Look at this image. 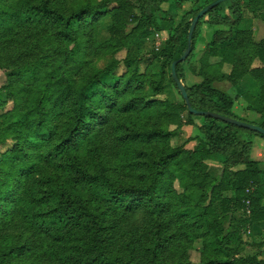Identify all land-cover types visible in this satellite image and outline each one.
<instances>
[{
    "label": "trees",
    "instance_id": "16d2710c",
    "mask_svg": "<svg viewBox=\"0 0 264 264\" xmlns=\"http://www.w3.org/2000/svg\"><path fill=\"white\" fill-rule=\"evenodd\" d=\"M186 1L0 0V71L8 80L0 110L13 104L0 112V146L11 145L0 153V264H192L198 240L200 264H264L240 257L244 228L264 225V169L252 158L264 135L190 112L172 64L188 48L194 18L216 0L192 6L175 25L163 6ZM106 18L109 38L98 43ZM253 19L264 22V0L216 5L176 69L182 79L202 24L219 27L208 45L218 60L193 67L202 80L186 86L190 103L239 119L237 98L217 84L247 81L241 102L261 118L242 121L264 129V38L247 25ZM164 31L143 71L135 41ZM169 81L182 103L166 96ZM186 126L199 134L176 144ZM220 159L222 172L213 175ZM247 200L250 216L237 218Z\"/></svg>",
    "mask_w": 264,
    "mask_h": 264
},
{
    "label": "rangeland",
    "instance_id": "374dc122",
    "mask_svg": "<svg viewBox=\"0 0 264 264\" xmlns=\"http://www.w3.org/2000/svg\"><path fill=\"white\" fill-rule=\"evenodd\" d=\"M205 0L203 2H200L198 6H196V3L193 5V1H186L183 3V5L176 6L175 3L170 2L167 4H164L163 8L164 11L167 13L168 17L174 21L175 25H178L184 15L186 14V11L191 10L193 7L198 8L202 5H204ZM193 6V7H192ZM196 6V7H195ZM111 24V19L106 18L102 22V28L100 31V36L98 43H102L105 40L109 38L108 33V26ZM248 26L252 27V30L254 32V37L257 40H262L264 38V22L261 20H255V23L250 24L247 23ZM254 26V28H253ZM219 27L215 26H209L206 23L201 25V28L199 30V35L197 38V45L196 50L194 53V58L191 63H188L184 66V73L183 78L181 81L185 86H192L197 81L199 82L202 80L200 77L196 76L193 73V67H196V69L200 68L202 63H214L218 59L210 57L208 53V45L211 41L214 31L218 29ZM168 38V32H159V33H153L148 38H138L134 45H133V51L140 52L142 54L143 62L141 64V68L144 71L146 67L152 62V53L151 50L154 48L159 49L163 47L165 40ZM127 50H121L118 53V57L120 59H123L126 56ZM112 60V57H109L108 59L100 61L99 65L101 67H105V65ZM197 69V70H198ZM231 67L227 66L226 71H230ZM125 71L124 66H121L116 72L118 75H121ZM114 77H107L104 79L107 83H112L114 81ZM8 83L6 73L4 71H0V90H2L3 87H5ZM218 87L229 92L234 98H237V102L234 106V112L236 116L239 118L238 120L247 121V122H256L259 121L261 118L259 114H257L254 111H247L241 102V95L243 92H246L249 89L248 82L243 81L239 83L236 86H232L227 81L219 82ZM165 94L166 96H171L173 99H175L177 102L182 103L183 98L177 89V87L172 83L168 82L165 87ZM13 104L10 103L8 107L5 109H1L4 111H9L12 109ZM200 122V121H199ZM173 127V126H172ZM198 129L196 127L186 126L184 127L183 133L176 137L174 139L176 144L182 145L185 144L187 138L198 135ZM264 142V139L261 137L255 138V144L252 152V158L259 161L261 167L264 169V145L262 143ZM195 146V143H189L187 145L188 148H192ZM11 147V145H3L0 146V153L5 152ZM222 159L218 160V162L212 163L210 165V171L213 175H219L222 172ZM176 188L179 190V192H182L183 190L180 188L178 182L176 183ZM225 195L231 196V193L228 192ZM250 201H245V205L240 208L238 213L236 214L237 218H244L250 216ZM216 211H220V205L218 204L216 206ZM228 226V225H227ZM243 239L246 243H248L247 246L242 247V251L240 253L241 256H251V255H257L260 259L264 260V225H261V227L257 228L256 230H253L250 226H247L243 230ZM254 244V245H253ZM203 249V241L198 240L195 243V247L190 251V257L192 264H200L201 262V253Z\"/></svg>",
    "mask_w": 264,
    "mask_h": 264
},
{
    "label": "water",
    "instance_id": "95a60500",
    "mask_svg": "<svg viewBox=\"0 0 264 264\" xmlns=\"http://www.w3.org/2000/svg\"><path fill=\"white\" fill-rule=\"evenodd\" d=\"M226 1H228V0H216L214 3L210 4L209 6H207L203 10H201L199 12V14L194 18V20L192 22V25H191V28H190V31H189L188 48H187L186 52L182 55V57L179 60H176V61L173 62V64H172V74H173V77L175 79V82H176L179 90L181 91L184 99L186 100V103H187L191 113H193L195 115L215 117L217 119L226 121V122L234 124L236 126H239V127H242V128H246V129H250V130L259 132L262 135H264V129L261 126H259V125L246 123V122L240 121L238 119L227 117V116H223L221 114L214 113V112H205V111H199V110L194 109L193 106L190 103L186 86L183 84V82L181 81V79L179 78V76L177 74V69H176L177 65L179 63L185 61L189 57L191 52H192L193 36H194L195 30L197 28V25H198V22L200 21V19L202 17H204L208 13V11L210 9H213L216 5H218L220 3H223V2H226Z\"/></svg>",
    "mask_w": 264,
    "mask_h": 264
},
{
    "label": "crops",
    "instance_id": "0c3cea01",
    "mask_svg": "<svg viewBox=\"0 0 264 264\" xmlns=\"http://www.w3.org/2000/svg\"><path fill=\"white\" fill-rule=\"evenodd\" d=\"M255 20H258V19H253V24L255 23ZM253 28H254V26H253ZM262 145H264V142L262 143Z\"/></svg>",
    "mask_w": 264,
    "mask_h": 264
}]
</instances>
